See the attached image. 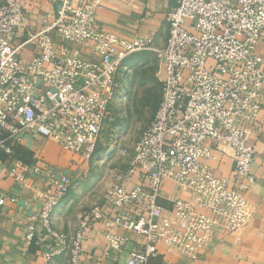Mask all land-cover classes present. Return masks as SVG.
<instances>
[{
	"label": "built area",
	"instance_id": "obj_1",
	"mask_svg": "<svg viewBox=\"0 0 264 264\" xmlns=\"http://www.w3.org/2000/svg\"><path fill=\"white\" fill-rule=\"evenodd\" d=\"M102 4L103 0H58L55 18L43 19L41 29L33 32L21 0L0 4V150L11 154L7 142L30 132L56 141L83 161L93 159L103 125L111 119L119 68L127 57L152 46L148 37L128 39L98 30ZM166 21L168 39L157 50L164 65L161 99L136 141L122 182L103 196L114 216L106 218L102 206L95 205L82 215L72 239L58 231L53 214L72 178L48 169L40 211L21 221L25 243L41 245L48 261L69 252V264H81L84 231L93 221L104 220L109 228L121 226L144 237L141 249L115 264H148L161 242L195 260L212 234L235 233L249 221L243 193L206 163L212 154L205 141L229 145L235 178L254 183L256 150L249 127L264 109V54L258 51L264 38V0H175ZM22 31L27 37L17 45ZM52 31L64 43L91 44L100 61L75 55L68 46L57 47ZM27 44L34 46L30 58L19 55ZM6 169L21 180L20 169L0 157V174ZM136 174L139 180L132 182ZM166 179L195 193L203 211L177 199L173 213L182 221L169 223L158 204ZM125 182H132V188ZM4 203L0 196V205ZM130 207L139 214L131 213ZM105 237L116 252L130 240L110 230Z\"/></svg>",
	"mask_w": 264,
	"mask_h": 264
},
{
	"label": "crops",
	"instance_id": "obj_2",
	"mask_svg": "<svg viewBox=\"0 0 264 264\" xmlns=\"http://www.w3.org/2000/svg\"><path fill=\"white\" fill-rule=\"evenodd\" d=\"M21 1L31 16V32L41 29L43 19L51 21L56 16L58 0ZM174 5L175 0H103L102 8L97 12L96 28L128 39L148 37L153 46L162 49L169 34L166 15ZM50 34L57 47L68 46L75 55L100 61V54H97L91 44L64 43L54 31ZM26 37V31L19 32L15 43L21 44ZM258 51L264 54V38L258 45ZM33 53L34 46L31 44L25 45L19 51V55L24 58H30ZM249 136L256 150L252 167L254 183L235 178L233 150L229 145L224 142L215 144L211 140L205 141L212 154L206 163L216 176L226 179L231 187H237L247 199V225L232 234H212L195 260L169 249L161 242L158 245V253L149 259L148 264H264V109L250 125ZM7 146L12 149V153L0 150V157L7 165L13 164L20 169L21 180L10 176L7 169L0 174V196L5 197V203L0 205V264H69V252L48 261L41 245L36 242L25 243L24 225L21 221L40 211L43 194L48 187V169H53L58 177L70 175L72 178L67 194L53 214V224L58 231L67 233L72 239L80 226L82 215L95 205H101L106 212V218H112L114 211L104 203L103 193V196L99 195L96 204L89 203L84 209L70 197L71 192L76 189L72 186L75 178L83 173L82 168L89 161H83L79 155L63 148L52 139L30 132L23 134L19 140H9ZM37 168L40 171L37 172ZM138 180L139 174L133 176L132 182ZM132 182H125L127 189L132 188ZM11 198L16 201H11ZM177 199H182L203 211L197 206L198 197L195 193L174 180L166 179L160 189L158 204L164 209L166 218L172 225L182 221L173 213ZM129 211L134 215L139 214L136 207H130ZM107 230L129 236L130 240L121 252L110 249L105 237ZM41 234L42 229L39 226L37 236ZM144 243V237L128 233L121 226L109 228L104 220L93 221L84 231L81 264L125 262L130 251L141 249Z\"/></svg>",
	"mask_w": 264,
	"mask_h": 264
},
{
	"label": "rangeland",
	"instance_id": "obj_3",
	"mask_svg": "<svg viewBox=\"0 0 264 264\" xmlns=\"http://www.w3.org/2000/svg\"><path fill=\"white\" fill-rule=\"evenodd\" d=\"M160 49L152 45L136 52L118 70L111 119L103 125L98 151L72 185L77 191L73 190L70 197L81 209L96 204L99 195L121 182L128 171L136 141L161 99L164 65L157 52Z\"/></svg>",
	"mask_w": 264,
	"mask_h": 264
},
{
	"label": "trees",
	"instance_id": "obj_4",
	"mask_svg": "<svg viewBox=\"0 0 264 264\" xmlns=\"http://www.w3.org/2000/svg\"><path fill=\"white\" fill-rule=\"evenodd\" d=\"M159 104V103H158ZM158 107V106H157ZM157 109V108H156Z\"/></svg>",
	"mask_w": 264,
	"mask_h": 264
}]
</instances>
